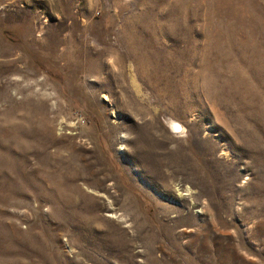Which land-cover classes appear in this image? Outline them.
<instances>
[{
  "label": "rangeland",
  "instance_id": "obj_1",
  "mask_svg": "<svg viewBox=\"0 0 264 264\" xmlns=\"http://www.w3.org/2000/svg\"><path fill=\"white\" fill-rule=\"evenodd\" d=\"M0 264H264V0H0Z\"/></svg>",
  "mask_w": 264,
  "mask_h": 264
},
{
  "label": "bare ground",
  "instance_id": "obj_2",
  "mask_svg": "<svg viewBox=\"0 0 264 264\" xmlns=\"http://www.w3.org/2000/svg\"><path fill=\"white\" fill-rule=\"evenodd\" d=\"M174 121V120H173ZM173 121H170V123L169 124H172L174 127H178V128H181L182 129V126L179 124V123H176L175 121L173 122ZM171 126V125H170ZM174 129V128H173ZM179 130V129H178Z\"/></svg>",
  "mask_w": 264,
  "mask_h": 264
}]
</instances>
